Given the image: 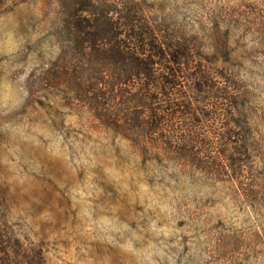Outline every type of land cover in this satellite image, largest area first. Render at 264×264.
Wrapping results in <instances>:
<instances>
[{
	"label": "rangeland",
	"instance_id": "obj_1",
	"mask_svg": "<svg viewBox=\"0 0 264 264\" xmlns=\"http://www.w3.org/2000/svg\"><path fill=\"white\" fill-rule=\"evenodd\" d=\"M117 1L0 0V229L27 264H264V0H136L202 76L144 142L58 76Z\"/></svg>",
	"mask_w": 264,
	"mask_h": 264
},
{
	"label": "trees",
	"instance_id": "obj_2",
	"mask_svg": "<svg viewBox=\"0 0 264 264\" xmlns=\"http://www.w3.org/2000/svg\"><path fill=\"white\" fill-rule=\"evenodd\" d=\"M73 18L67 31L81 64L58 76L76 88V99L86 100L101 124L121 130L126 137L137 132L144 142L148 125L160 128L168 111L190 98L180 90L183 79L197 82L202 77L188 48L152 22L136 0L100 8L89 2ZM191 70L195 76L188 77ZM117 98L125 99L128 108L141 110L136 114L121 110ZM185 104L190 109L188 100ZM22 247L17 236L0 229V264H27Z\"/></svg>",
	"mask_w": 264,
	"mask_h": 264
}]
</instances>
